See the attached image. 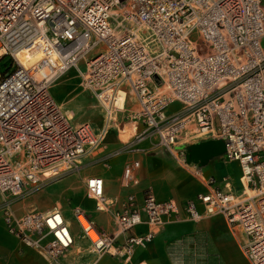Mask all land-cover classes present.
Listing matches in <instances>:
<instances>
[{"label": "built area", "instance_id": "built-area-1", "mask_svg": "<svg viewBox=\"0 0 264 264\" xmlns=\"http://www.w3.org/2000/svg\"><path fill=\"white\" fill-rule=\"evenodd\" d=\"M262 42L261 0H0V59L9 58L0 69V212L7 232L49 264H63L74 245L60 207L18 214L4 195L31 193L77 169L101 145L108 126L97 132L88 122L72 123L51 94L65 72L77 69L80 86L109 121L135 105L131 115L143 128L129 147L149 140L203 186L178 202L150 189L139 200L109 196L103 178H85V197L114 223L105 231L71 207L95 260L130 261L166 225L220 216L247 263L264 264ZM216 156L238 164L239 192L226 177L204 175ZM139 165L125 164L122 188L138 183Z\"/></svg>", "mask_w": 264, "mask_h": 264}, {"label": "crops", "instance_id": "crops-1", "mask_svg": "<svg viewBox=\"0 0 264 264\" xmlns=\"http://www.w3.org/2000/svg\"><path fill=\"white\" fill-rule=\"evenodd\" d=\"M261 4L264 6V0H261ZM64 112L67 115V112ZM109 138L112 139V136L110 135ZM130 148L140 150L131 151L132 154L128 158L116 157L110 160L109 166L105 165L106 168L99 167L96 169V174L88 175V177L99 176L104 179L107 195L124 197L127 194H134L141 200L144 191L150 189L158 199H172L178 202L192 197L203 189L195 177L185 173L151 143L142 141L130 145ZM104 156L101 154L93 160L102 161ZM133 159H137L140 163L137 170L138 183L122 188L119 185L121 171L125 164ZM203 173L205 176L214 177L217 182L226 177L233 190L240 191V168L236 162L225 163L221 156H216L206 162ZM220 186L222 187V184ZM86 205L90 206L89 203ZM85 208V210L89 209L88 215L99 228L105 231L113 229V219L108 213ZM69 224L75 241L63 258V264H231V256L235 254L248 264L224 219L220 216L209 217L198 223L183 221L168 224L145 247L137 248L130 261L109 255H103L96 261V255L91 251L89 242L80 236L79 229L71 216H69ZM138 230L143 231L144 228L139 226ZM0 264H49L35 250L24 246L7 232L1 212Z\"/></svg>", "mask_w": 264, "mask_h": 264}, {"label": "rangeland", "instance_id": "rangeland-1", "mask_svg": "<svg viewBox=\"0 0 264 264\" xmlns=\"http://www.w3.org/2000/svg\"><path fill=\"white\" fill-rule=\"evenodd\" d=\"M8 64V56H3L0 59V69H4ZM51 94L62 110L67 112V115L74 124L88 122L97 132L107 124V133L101 145L91 155L80 160L77 169L70 170L61 176L53 178L29 194H23L16 198H13L11 195H4V198L14 200L13 207L18 213L32 207L45 211L57 206L61 208L64 215L69 219V211L73 206H78L84 211L89 210H85V207L90 208L91 211L94 210L93 202L91 203L84 195V179L88 175L96 174L97 168H106L105 163L97 160L94 161V157H98L101 154L109 155V158L105 161L108 166L110 160L116 157L128 158L132 154L129 141L140 133L143 126L140 122L135 121L131 115V110L135 108V105L127 106L126 111L119 120L117 119L118 116H112L109 121L108 117H105L101 109L95 104L92 96L80 86L77 69H70L65 72L52 85ZM171 108H174V106ZM110 135L112 139L109 138ZM146 142L150 143L149 140H146ZM2 199L3 197L0 196V202H2ZM86 203H89L90 206H87ZM231 264L246 263L238 254H235L231 256Z\"/></svg>", "mask_w": 264, "mask_h": 264}, {"label": "water", "instance_id": "water-1", "mask_svg": "<svg viewBox=\"0 0 264 264\" xmlns=\"http://www.w3.org/2000/svg\"><path fill=\"white\" fill-rule=\"evenodd\" d=\"M208 145H209V142H206V143H202V144H200L199 146H198V148H207L208 147Z\"/></svg>", "mask_w": 264, "mask_h": 264}, {"label": "trees", "instance_id": "trees-1", "mask_svg": "<svg viewBox=\"0 0 264 264\" xmlns=\"http://www.w3.org/2000/svg\"><path fill=\"white\" fill-rule=\"evenodd\" d=\"M7 66V65H6Z\"/></svg>", "mask_w": 264, "mask_h": 264}]
</instances>
